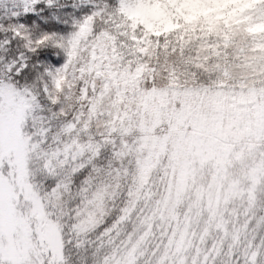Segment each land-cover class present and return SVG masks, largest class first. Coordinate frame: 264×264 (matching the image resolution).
<instances>
[{
  "label": "snow or ice",
  "instance_id": "obj_1",
  "mask_svg": "<svg viewBox=\"0 0 264 264\" xmlns=\"http://www.w3.org/2000/svg\"><path fill=\"white\" fill-rule=\"evenodd\" d=\"M0 264H264V0H0Z\"/></svg>",
  "mask_w": 264,
  "mask_h": 264
}]
</instances>
